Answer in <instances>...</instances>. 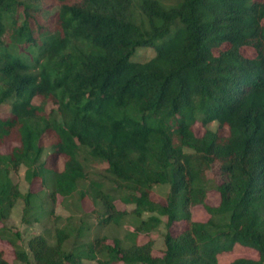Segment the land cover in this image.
<instances>
[{
    "label": "trees",
    "instance_id": "16d2710c",
    "mask_svg": "<svg viewBox=\"0 0 264 264\" xmlns=\"http://www.w3.org/2000/svg\"><path fill=\"white\" fill-rule=\"evenodd\" d=\"M43 1L0 0V142L18 140L0 153V240L14 256L0 264H218L235 245L258 259L229 264H264V0ZM140 49L154 54L136 61ZM195 123L227 135L196 137ZM47 132L61 171L42 160ZM197 206L206 221H192ZM13 218L47 227L24 240Z\"/></svg>",
    "mask_w": 264,
    "mask_h": 264
},
{
    "label": "rangeland",
    "instance_id": "374dc122",
    "mask_svg": "<svg viewBox=\"0 0 264 264\" xmlns=\"http://www.w3.org/2000/svg\"><path fill=\"white\" fill-rule=\"evenodd\" d=\"M57 5H58L57 0H44L43 1L44 10L45 9L53 10V8H55ZM43 20H46V25H48L49 21L51 20V16L50 17L47 16V18L43 16L42 18H40V22H43ZM153 54L154 53L151 49L149 50L140 49L136 52L133 59L136 61L137 60L145 61L149 59L150 57H152ZM245 55H249V54L246 53ZM32 104L34 106L43 107L44 112L46 113H49L52 109H55V107L49 101L45 102L39 97H34L32 99ZM8 117H9V108L7 106L0 107V119H5ZM208 129L216 131L219 134V136L227 135V129L226 128L218 129L217 124L215 123H210L207 126H202L199 123H195L192 126V130L196 137H201L203 133ZM53 143H54V136L52 133L47 132L42 136L40 140V146L43 147L44 149V156L42 160H44V162L46 163L47 168H50L56 171H61L62 165H63V158L59 156L54 157L52 155L50 146ZM17 145H18L17 136L14 133H11L9 136L5 137L0 142V153L9 154L11 150ZM103 167L104 166L102 164H98V163L92 164V168L96 170L98 169L100 170ZM217 167H218V164H214L212 166V169L207 172V176L210 179H214L216 180V182H219V177L216 171ZM12 180L15 184H17L21 188L22 191H24L28 187L25 180L23 179V169H20L18 172L13 173ZM32 187H33L32 188L33 191H39L41 189L40 182L39 181L34 182ZM167 190H168L167 186H159V185L154 186L152 193L150 195V198L154 202L164 203V194L167 192ZM218 201H219V195L217 194V192L213 190H208V192L206 193V197H205V204L208 206H216L218 204ZM60 203H61V199L57 198V202L55 203V206H54V211L56 214L65 215V211L61 208ZM115 204L118 210H124L127 208L124 205L120 204L119 202H116ZM83 206L86 211L90 210L91 208L89 207L90 205H89V202L87 201L84 202ZM190 215H191L192 221L204 222L208 219L207 213L205 212L204 208L201 206H197L191 209ZM9 225L12 226L14 229L20 230L23 234L24 240L28 239V237H30L31 235L41 233L47 227L45 223L24 226V225L19 224L18 219H14V218L13 220L10 221ZM183 225H184L183 222L176 223V225L172 227L171 232L173 234L180 232L183 228ZM157 233H163L162 226H160L157 229ZM149 239L150 237L142 235L138 238L137 242L138 244H143L147 242ZM151 239L155 241L156 247L161 246L159 243L158 236L156 234L151 236ZM0 252L3 255V258L8 263L13 262L14 256H13L12 248L6 242H3L1 240H0ZM152 254L153 256H158L159 252L157 250H154ZM238 258L256 260L258 259V253L256 250L235 245L234 247L229 248L226 251L218 254L217 263L218 264H229L233 260L238 259ZM87 264H94V263L87 262Z\"/></svg>",
    "mask_w": 264,
    "mask_h": 264
}]
</instances>
